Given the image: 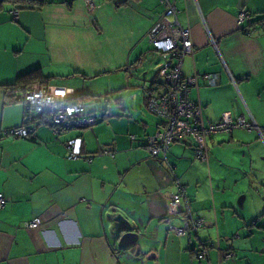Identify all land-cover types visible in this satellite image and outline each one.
Returning <instances> with one entry per match:
<instances>
[{
	"label": "crops",
	"instance_id": "1",
	"mask_svg": "<svg viewBox=\"0 0 264 264\" xmlns=\"http://www.w3.org/2000/svg\"><path fill=\"white\" fill-rule=\"evenodd\" d=\"M169 1L190 29L193 53L182 63L184 75L198 74L190 99L212 121L228 111L264 128V27L257 22L264 0ZM93 2L90 10L84 0H34L31 7L0 0V264H123L112 211L144 236L151 262L143 264H264V142L235 129L207 139V161L194 157L188 140L170 145L167 162L150 156L147 138L163 120L146 107L142 87L166 88L157 73L164 57L146 35L164 4ZM240 9L252 16L250 33L236 23ZM34 68L44 83L83 95L98 122L56 134L41 120L30 137L4 135L34 117L21 101L23 87L6 92L4 85ZM203 74H215L217 84ZM73 137L82 138L77 158L68 156ZM177 181L205 221L196 234L175 235L164 220ZM31 220L37 228L26 226ZM200 242L212 243L205 259L195 254ZM228 251L234 254L224 258Z\"/></svg>",
	"mask_w": 264,
	"mask_h": 264
},
{
	"label": "built area",
	"instance_id": "2",
	"mask_svg": "<svg viewBox=\"0 0 264 264\" xmlns=\"http://www.w3.org/2000/svg\"><path fill=\"white\" fill-rule=\"evenodd\" d=\"M88 9L94 7L93 0H84ZM165 13L152 26L146 35V40L152 47L164 57V61L157 73L165 85V92L156 94L150 85H143L147 96L146 107L150 112L162 118L160 127L149 135L146 141V150L149 155L166 160V152L175 142L190 141L194 157L200 161H207V139L219 133H230L232 130L241 129L255 131L264 142V128L260 127L249 115L232 116L225 111L219 120L212 121L202 114L201 105L189 97L191 86L197 82L198 74L184 75L182 63L184 57L193 53V45L189 27H182L176 18V8L169 0H162ZM12 19L18 17V9L11 11ZM252 16L246 9H240L236 15V23L244 33H250L254 24H250ZM259 25L264 27V21ZM207 84H217L215 74H203ZM72 92L62 85L49 83H33L22 96L21 101L26 108L34 114L33 121L4 130V135L15 138L30 137L36 124L41 120L47 123L56 134L62 130L71 128H91L97 118L88 112L86 105L80 101L70 102ZM179 122L185 125L179 127ZM81 137H73L66 141L68 156L77 158L81 155ZM92 156H87L90 160ZM176 191L168 198L166 206L165 222L169 230L175 235L196 234L197 229L205 221L194 215L186 200L185 187L176 182ZM264 193V185H262ZM5 204V198L0 193V208ZM177 220V222H175ZM38 220L29 221L28 228H37ZM212 243L200 242L195 251L199 259L207 258L208 249ZM232 251L224 252L223 257L233 255Z\"/></svg>",
	"mask_w": 264,
	"mask_h": 264
},
{
	"label": "water",
	"instance_id": "3",
	"mask_svg": "<svg viewBox=\"0 0 264 264\" xmlns=\"http://www.w3.org/2000/svg\"><path fill=\"white\" fill-rule=\"evenodd\" d=\"M108 219L113 223V228L117 236V246L123 251L127 247H134L135 254H138L137 242L141 237L138 229L121 212L112 211L107 214ZM139 223H141L139 221Z\"/></svg>",
	"mask_w": 264,
	"mask_h": 264
},
{
	"label": "trees",
	"instance_id": "4",
	"mask_svg": "<svg viewBox=\"0 0 264 264\" xmlns=\"http://www.w3.org/2000/svg\"><path fill=\"white\" fill-rule=\"evenodd\" d=\"M14 3H20L21 5H23L24 7H31V3L34 0H12ZM36 1H40V0H36ZM17 9V8H16ZM264 21V17H262L261 19H259L258 24L260 22ZM250 24H254L253 19H251ZM261 26V25H260ZM46 80V77L44 75H42V73L40 72L39 68H34L31 69L23 74H20L16 81L11 83V84H6L4 85L6 92H9L10 90H14L16 88H20L23 87V91L25 93V91L27 90V88L34 82H39V83H44ZM164 83V82H163ZM153 84H151L150 86H152ZM147 98V96H146ZM83 100V95H77V96H72L70 102H77L80 101L82 102ZM83 103V102H82ZM27 112H29L28 109H26ZM97 118V117H96ZM34 119V118H33ZM98 118L97 121L98 122ZM33 121V120H32ZM30 122V121H29Z\"/></svg>",
	"mask_w": 264,
	"mask_h": 264
},
{
	"label": "rangeland",
	"instance_id": "5",
	"mask_svg": "<svg viewBox=\"0 0 264 264\" xmlns=\"http://www.w3.org/2000/svg\"><path fill=\"white\" fill-rule=\"evenodd\" d=\"M137 246H138V250L140 251L138 254H135L136 249L134 247H127L125 250H128V252L126 253L125 251H123V249H121L117 246V242H116L115 248L117 250H119L118 255L121 257L123 264L128 263L127 258H129L130 262H137L139 264H143V262H151V260L148 259L149 255L146 252L147 250L145 249V238H144V236L141 235L140 239L137 242ZM131 250H133V252H130ZM128 256H131V257H128Z\"/></svg>",
	"mask_w": 264,
	"mask_h": 264
}]
</instances>
